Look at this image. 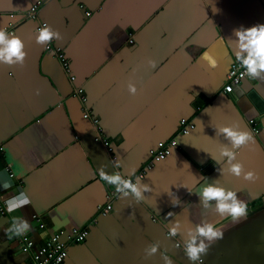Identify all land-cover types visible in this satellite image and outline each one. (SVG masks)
Wrapping results in <instances>:
<instances>
[{"label":"crops","instance_id":"0c3cea01","mask_svg":"<svg viewBox=\"0 0 264 264\" xmlns=\"http://www.w3.org/2000/svg\"><path fill=\"white\" fill-rule=\"evenodd\" d=\"M36 1L32 20L25 13ZM40 23L60 33L52 42L65 50L73 81L36 43ZM257 24H264V0H0V29H12L27 52L23 66L0 64V197L25 191L31 200L0 216V264H30L9 239L14 218L30 223L36 242L59 228L91 226L82 242L68 247L62 264H192L175 245L181 236L166 233L178 220L187 234L201 219L224 233L204 264H264V82L245 76L231 93L221 92L235 58L234 30ZM205 51L216 59L215 69L200 59ZM130 82L135 96L128 93ZM79 85L89 107L73 95ZM83 109L100 118L108 147L94 140ZM182 117L195 121L188 134L177 136L182 148L136 178L152 188L146 199L137 203L118 194L111 212L102 214L105 194L115 186L101 179V170L134 179L148 149L172 137ZM228 126L254 136L237 160L257 174L255 182L221 172L226 158L220 152L228 142L216 130ZM117 160L120 168L113 167ZM215 180L247 203L246 218L218 217L215 202L201 208L196 192ZM176 197L180 203L173 207ZM34 213L43 228L31 219ZM153 242L160 251L148 257Z\"/></svg>","mask_w":264,"mask_h":264},{"label":"clouds","instance_id":"9594fccd","mask_svg":"<svg viewBox=\"0 0 264 264\" xmlns=\"http://www.w3.org/2000/svg\"><path fill=\"white\" fill-rule=\"evenodd\" d=\"M233 35L235 39H232L230 43L233 46L235 60L245 69L241 76H248L251 79L264 82V24H257L248 28L241 26L234 30ZM61 38L60 33L47 24L39 27L35 36L36 43L41 46ZM26 56L24 42L14 33L0 29V64L8 67L23 66ZM200 59L207 62L211 69L217 67L216 59L207 51L202 54ZM148 64L152 68L156 67L155 61L149 60ZM127 90L131 96L138 93L137 87L131 82L127 85ZM36 94L38 95L39 92L37 91ZM216 135H222L228 142L220 152L221 158H226V167L222 168L221 172L226 171L238 179L242 177L249 182L258 180L259 177L254 171H246L244 165L237 160L240 150L248 148L254 142V136L250 132L239 130L237 126L219 128L216 130ZM229 144L231 147L228 146ZM113 167H121L119 160L115 162ZM100 177L108 185L115 186V191L122 200L131 198L139 203L146 199L145 193L152 191L149 184L143 183L140 179H136L134 182L133 179L126 178L120 172L110 174L101 170ZM10 186L8 183L3 185L5 189ZM196 195L203 209L212 207V202H215V212L220 218L230 217L233 223H238L242 218L247 217V203L239 199L236 192L217 186V180L201 186ZM179 203L180 200L176 197L172 206L176 207ZM5 204L7 211L11 213L29 206L31 200L25 191H21L18 195L6 200ZM180 226L181 223L178 220L170 224L168 235L170 237L181 236L184 245L183 251L192 264H197V262L203 264L202 257L207 254L212 243L223 239V231L207 219H201L200 223L187 230V234L180 230ZM30 229L31 225L26 219L14 218L11 226L7 229L9 239L23 236ZM158 251H160V246L156 242L151 243L145 249L148 257L154 256ZM166 264H171V261L166 260Z\"/></svg>","mask_w":264,"mask_h":264},{"label":"built area","instance_id":"2783aa9c","mask_svg":"<svg viewBox=\"0 0 264 264\" xmlns=\"http://www.w3.org/2000/svg\"><path fill=\"white\" fill-rule=\"evenodd\" d=\"M39 5L40 1L32 3L25 13L26 17L35 20L36 11L38 10ZM85 14L89 16L90 12L85 11ZM43 25V23L37 24L35 30L37 31V29L39 27H42ZM8 32L13 33V30H8ZM131 41L132 40L129 39L130 43ZM43 49L46 53H50L58 59L62 68L68 74L69 79L73 81L75 79V76L70 71L69 61L64 53V50L61 47L56 46L52 41L49 44L44 45ZM244 72L245 69L242 68L234 58L230 62L227 69L225 75L226 81L222 85L221 92L231 93L234 87L239 85L240 81L245 77L241 76V73ZM73 95L78 97L81 102H84L87 99L86 93L83 87L80 85L74 87ZM200 108L201 107L198 106L196 107V110L199 111ZM92 115H90L87 111L83 112V116L85 118H88L95 128L94 140L99 141L100 143H102V145L108 147L109 141L104 135H102V131L98 122L99 118L97 119L95 115ZM249 123L252 125L253 132L257 133L259 131V127L255 123V121L253 119H249ZM177 125V131L172 137L158 142L156 146L148 150L149 157L147 161L138 169V172L136 174L137 176L135 175L136 177L134 179L130 177L134 182L137 177L141 178L146 170L151 169L156 162L164 159L167 155H169L174 148H179L177 143V136L186 135L195 126L193 118L187 117L180 118ZM3 153V146L0 145V156L3 155ZM112 158L116 159L115 156H113ZM5 169L8 171V176L13 177L14 174L10 171V163H7L5 165ZM126 178H128V176H126ZM117 195L118 193H116L115 189L105 194L106 205L103 209H101L102 214H107L109 212L112 202L117 198ZM5 201V198L0 197V216H4L8 212ZM31 219L37 222L38 228H43L45 226L44 223L40 220L39 215L34 213L31 215ZM89 227L90 226L72 227L69 229L59 228L51 232L50 234L45 235L40 242H36L35 239L30 235L29 231L23 236L14 238L18 244L20 251L29 257L30 264H62L67 257L68 247L72 244L82 242L83 239H85L88 235ZM166 234H168V232ZM175 245L178 248H184L183 242L179 240H175ZM197 264H199V262H197Z\"/></svg>","mask_w":264,"mask_h":264},{"label":"water","instance_id":"95a60500","mask_svg":"<svg viewBox=\"0 0 264 264\" xmlns=\"http://www.w3.org/2000/svg\"><path fill=\"white\" fill-rule=\"evenodd\" d=\"M32 20H33V19H32ZM55 45H56V44H55ZM56 46H58V45H56ZM59 47H61V46H59ZM61 48H62V47H61ZM62 49H63V48H62ZM63 50H64V49H63ZM64 53H65V55H66L65 50H64ZM66 57H67V56H66ZM69 67H70V65H69ZM70 68H71V67H70ZM86 106H87V107L90 106V105L88 104V96H87V99H86ZM93 115H95L97 118H99L97 114L94 113ZM99 120H100V118H99ZM194 124H195V121H194ZM193 129H194V128H193ZM191 130H192V129H191ZM191 130H190V131H191ZM190 131H189V132H190ZM189 132H188V133H189ZM188 133H187V134H188ZM97 142H99V141H97ZM99 143H100V142H99ZM177 143H178V142H177ZM178 147H179V148H174L173 150H179V149L182 148L181 145H179V144H178ZM149 149H150V148H149ZM149 149H148V150H149ZM173 150H172V151H173ZM115 157H116V156H115ZM125 176L130 177V175H125ZM111 206H112V205H111ZM110 212H111V211H109L108 213H110ZM96 221H97V219H96ZM90 228H91V226H90ZM89 230H90V229H89ZM88 233H89V232H88Z\"/></svg>","mask_w":264,"mask_h":264},{"label":"bare ground","instance_id":"6f19581e","mask_svg":"<svg viewBox=\"0 0 264 264\" xmlns=\"http://www.w3.org/2000/svg\"><path fill=\"white\" fill-rule=\"evenodd\" d=\"M82 103H84L85 105H86V100L84 101V102H82ZM88 112V110H86V109H83V112ZM89 113V112H88ZM90 114V113H89ZM90 115H92V114H90ZM93 116V115H92ZM84 117V116H83ZM85 118V117H84ZM97 118V117H96ZM88 119V118H87ZM98 119V118H97ZM98 122H99V119H98ZM94 130H95V128H94ZM102 131V130H101ZM102 135H103V132H102Z\"/></svg>","mask_w":264,"mask_h":264}]
</instances>
